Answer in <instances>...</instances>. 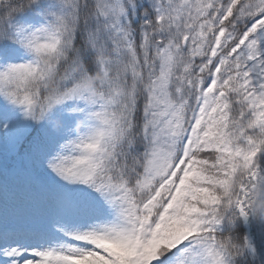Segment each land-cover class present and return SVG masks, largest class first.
I'll return each instance as SVG.
<instances>
[{"label": "snow or ice", "instance_id": "1", "mask_svg": "<svg viewBox=\"0 0 264 264\" xmlns=\"http://www.w3.org/2000/svg\"><path fill=\"white\" fill-rule=\"evenodd\" d=\"M0 264H264V0H0Z\"/></svg>", "mask_w": 264, "mask_h": 264}]
</instances>
